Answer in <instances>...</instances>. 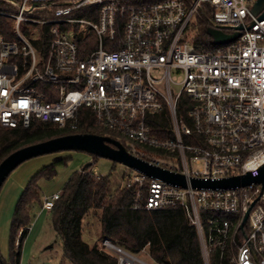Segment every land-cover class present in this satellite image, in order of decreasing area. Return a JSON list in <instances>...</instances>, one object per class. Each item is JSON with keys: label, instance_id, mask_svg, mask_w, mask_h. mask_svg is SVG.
Returning a JSON list of instances; mask_svg holds the SVG:
<instances>
[{"label": "built area", "instance_id": "obj_1", "mask_svg": "<svg viewBox=\"0 0 264 264\" xmlns=\"http://www.w3.org/2000/svg\"><path fill=\"white\" fill-rule=\"evenodd\" d=\"M0 2L12 32H0L1 125L38 120L76 129L80 108H90L130 154L185 178L182 186L131 168L122 182L131 208L182 207L204 264L212 249L227 251L228 264H264V182L192 185L256 176L264 163V7L253 13L256 0ZM204 4L212 9L208 27L238 31L234 40L214 49L190 42L185 31ZM164 105L168 124L155 133L148 119ZM59 194L44 196L42 208ZM97 247L116 264H152L107 237Z\"/></svg>", "mask_w": 264, "mask_h": 264}, {"label": "trees", "instance_id": "obj_2", "mask_svg": "<svg viewBox=\"0 0 264 264\" xmlns=\"http://www.w3.org/2000/svg\"><path fill=\"white\" fill-rule=\"evenodd\" d=\"M211 10L209 4H204L197 15L190 42L198 49H214L218 46L207 32ZM10 28V19L0 16V32L6 38L12 37ZM31 39L36 48L45 47L41 39ZM185 101V95L178 101L179 115L185 110ZM148 122L153 131L159 133L158 127L168 124L166 105ZM67 133L104 134L88 107L80 108L76 129L59 128L38 120L33 121L29 127H7L0 124V161L17 148ZM67 160L68 157L64 156L55 158L36 170L27 180L12 214L8 256L4 258L0 255V264H20L23 241L29 231L34 210L37 206L42 208L43 204L38 181L41 178H53L57 166L66 164ZM92 164L93 161L68 176L60 194L47 210L53 230L62 242L60 261L67 260L70 264H116L113 256L82 238L83 218L92 211L94 217L98 218L99 237H107L132 253H139L147 247L156 264H204L196 228L182 207L133 209L130 207L132 192L122 185L126 173L120 172L118 180L111 178V172L96 177L92 172ZM228 259L227 251L220 253L212 249L210 253V264H228Z\"/></svg>", "mask_w": 264, "mask_h": 264}, {"label": "rangeland", "instance_id": "obj_3", "mask_svg": "<svg viewBox=\"0 0 264 264\" xmlns=\"http://www.w3.org/2000/svg\"><path fill=\"white\" fill-rule=\"evenodd\" d=\"M197 15L198 13L193 16L185 31V36L189 39L195 30ZM153 74L159 75L158 72H153ZM174 77L176 80L180 78L178 74L174 75ZM172 88L177 90L178 86L173 85ZM103 132L106 133V130L103 129ZM63 156L68 157V160L66 164L57 166V173L53 178L39 179L38 184L41 188L42 198H44V195L51 196L54 192H60L68 176L86 162L93 161L92 168L100 174L111 172L113 180H118L120 172H133L130 167L109 158L94 157L86 151L75 149L40 154L24 160L9 173L0 187V255L2 257L7 258L8 256L9 228L12 214L15 203L27 180L44 164ZM29 227L28 237L26 240L24 239L22 247V252H24L23 264H70L67 260L60 261L63 250L62 242L53 230L48 211H40V207L37 206ZM99 235L98 218L94 217L93 212L90 211L83 218L82 238L90 245H97L101 240ZM139 255L152 264H156L151 259L147 247L141 249Z\"/></svg>", "mask_w": 264, "mask_h": 264}, {"label": "water", "instance_id": "obj_4", "mask_svg": "<svg viewBox=\"0 0 264 264\" xmlns=\"http://www.w3.org/2000/svg\"><path fill=\"white\" fill-rule=\"evenodd\" d=\"M263 7L264 0H256L252 6V12L257 13ZM260 17H264V8ZM207 32L216 44L227 43L234 40L239 35L238 31L227 33L223 30L211 27L207 28ZM69 149L83 150L96 156L106 157L130 168L139 170L147 175L161 178L170 183L182 186L186 185L185 178L182 174L174 173L167 169L148 164L146 161L130 154L121 142L109 135L96 133H67L22 146L7 154L0 161V187L9 173L24 160L40 154ZM89 164L90 162H86L83 168L87 167ZM251 182H264V163L259 167V172L256 176L246 173L215 181L194 179L192 180V185L196 187H230L246 185ZM247 215L248 212L244 214L240 227L245 222Z\"/></svg>", "mask_w": 264, "mask_h": 264}, {"label": "crops", "instance_id": "obj_5", "mask_svg": "<svg viewBox=\"0 0 264 264\" xmlns=\"http://www.w3.org/2000/svg\"><path fill=\"white\" fill-rule=\"evenodd\" d=\"M61 191V190H60ZM55 193V192H54ZM43 196V195H42ZM44 196H47V195H44ZM43 210H46V209H44V208H40V211H43ZM47 211V210H46ZM38 214V213H37ZM29 230H30V227H29ZM28 234H29V231H28V233H27V235H26V237H25V240L27 239V237H28ZM22 247H23V245H22ZM23 253L24 252H22V249H21V258H20V264H23V262H24V255H23Z\"/></svg>", "mask_w": 264, "mask_h": 264}]
</instances>
